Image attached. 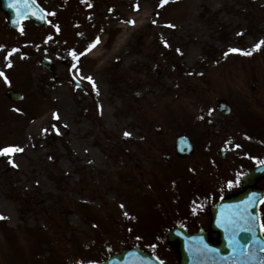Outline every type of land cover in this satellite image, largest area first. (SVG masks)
I'll list each match as a JSON object with an SVG mask.
<instances>
[{
  "label": "rangeland",
  "instance_id": "374dc122",
  "mask_svg": "<svg viewBox=\"0 0 264 264\" xmlns=\"http://www.w3.org/2000/svg\"><path fill=\"white\" fill-rule=\"evenodd\" d=\"M38 1L47 26L13 31L0 10V149H21L0 154V264H89L134 245L177 264L166 227L188 203L195 212L197 193L215 194L195 191L198 181L218 185L207 170L219 146L230 153L224 167L241 138L239 152L252 144L264 154L228 126L241 107L264 111V43L254 48L264 0ZM10 86L20 101L6 96ZM220 100L231 115L215 109ZM180 134L196 137L197 151L183 175L168 174L162 157Z\"/></svg>",
  "mask_w": 264,
  "mask_h": 264
},
{
  "label": "water",
  "instance_id": "95a60500",
  "mask_svg": "<svg viewBox=\"0 0 264 264\" xmlns=\"http://www.w3.org/2000/svg\"><path fill=\"white\" fill-rule=\"evenodd\" d=\"M19 0H0V5L8 13L10 25L14 28L20 26L21 22L29 17L35 18L40 23H46V14L40 6L33 0H27L23 6L10 7L11 4H18ZM45 66L52 69V65L43 60ZM14 99L19 97L18 93L13 90L8 92ZM220 110L224 111L221 107ZM179 146L190 151L192 145L186 144V138L179 139ZM188 148V149H187ZM264 175V167H260L252 171L245 179L246 188L240 194L233 196L226 201L220 203L214 210V213H221L222 220L234 219L242 226H228L229 228H237L247 231L252 228V232L247 234H238L242 244L235 249L227 250L223 242L221 247L212 246L204 243L201 235H190L184 233L186 242L183 243L179 238L180 229L174 228L169 233V239L172 242L180 241L179 250L181 254V264H264V238L260 233V224L258 216V204L263 198V193H259L254 188L255 180ZM252 202L245 209V202ZM243 216L244 219L240 217ZM256 217L255 221H251L249 217ZM230 237V236H227ZM101 264H162L153 256L137 249L130 248L124 252L110 257L106 262Z\"/></svg>",
  "mask_w": 264,
  "mask_h": 264
},
{
  "label": "flooded vegetation",
  "instance_id": "af4514ba",
  "mask_svg": "<svg viewBox=\"0 0 264 264\" xmlns=\"http://www.w3.org/2000/svg\"><path fill=\"white\" fill-rule=\"evenodd\" d=\"M260 112H261V116L258 118L257 122H253L251 124L250 122L246 121L243 123L244 134L241 131L240 132L241 136H264V111L261 110ZM168 151L169 152H167V154L169 155V158L166 164L167 165L169 164V167L174 165V167H172L173 169H178L182 165V162L188 160V159H182L180 156H178L175 153V151L173 152L171 148ZM226 170L229 171L228 174ZM244 172H245L244 162L240 160V158L238 157H232L228 161V165L222 168L220 173L215 168V160L210 159L209 169L207 170V174L209 178L218 180V182L228 190L226 191V194L233 193L235 189L231 190L232 188L241 187ZM238 178H239V182H237ZM229 182L232 183L230 184ZM206 210H209V207ZM210 222H211V212H204L201 214H191L190 216H187L185 219H183L182 224L187 228H189L190 231L196 232L203 229H209ZM217 237H218V233L210 232L211 240L216 241Z\"/></svg>",
  "mask_w": 264,
  "mask_h": 264
},
{
  "label": "snow or ice",
  "instance_id": "6c2138e0",
  "mask_svg": "<svg viewBox=\"0 0 264 264\" xmlns=\"http://www.w3.org/2000/svg\"><path fill=\"white\" fill-rule=\"evenodd\" d=\"M161 2L164 3V2H166V0H161ZM26 3H27V0H19V3H18V4H11L10 7L23 6V5L26 4ZM89 6H90V5H89ZM137 7H138V5H137ZM130 22H133V21H130ZM261 43H264V41H261L260 43H258L257 45H255L254 48H259ZM0 47H2V46H0ZM12 51H16V50L13 49ZM237 51H242V50H239V49H229V52H237ZM243 54H245V55H250L251 52H250V51H245ZM226 55H227V53H226ZM9 66H10V65H9ZM0 76H3V73H2V72H0ZM4 78H5V80L7 81V77H4ZM86 79H88L89 81H91L92 78H91V77H87ZM93 83H94V82H93ZM125 135H130V134H129V133H125ZM20 150H21V149H19V148H4V149H0V154H7V153H11V152H13V151H20ZM10 162H11V161H10ZM261 163H264V161H261ZM237 182H239V178L237 179ZM229 183L231 184L232 182H229ZM252 199H253V198H250L249 201L245 202V209L247 208V205L250 204V203L252 202ZM121 207H123V206H121ZM125 215H127V213H125ZM240 218H241V219H244L243 216H241ZM249 219H250L251 221H255L256 217L251 216V217H249ZM235 222H236V221H235L234 219H229V220H228V224H233V223H235ZM247 231L252 232L253 230H252V228H248Z\"/></svg>",
  "mask_w": 264,
  "mask_h": 264
},
{
  "label": "bare ground",
  "instance_id": "6f19581e",
  "mask_svg": "<svg viewBox=\"0 0 264 264\" xmlns=\"http://www.w3.org/2000/svg\"><path fill=\"white\" fill-rule=\"evenodd\" d=\"M98 48H99V47H98ZM102 54H103V53L98 52L97 49H95L94 52L92 53V55H93V56H96V57L101 56Z\"/></svg>",
  "mask_w": 264,
  "mask_h": 264
}]
</instances>
